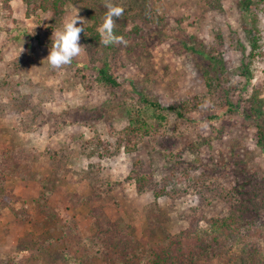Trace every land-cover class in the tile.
<instances>
[{"label":"rangeland","instance_id":"rangeland-1","mask_svg":"<svg viewBox=\"0 0 264 264\" xmlns=\"http://www.w3.org/2000/svg\"><path fill=\"white\" fill-rule=\"evenodd\" d=\"M50 1L0 0V264H154L181 233L194 264H264L261 0ZM106 2L127 46L88 38ZM77 12L85 50L53 70Z\"/></svg>","mask_w":264,"mask_h":264},{"label":"clouds","instance_id":"clouds-1","mask_svg":"<svg viewBox=\"0 0 264 264\" xmlns=\"http://www.w3.org/2000/svg\"><path fill=\"white\" fill-rule=\"evenodd\" d=\"M106 8L103 23L97 31L100 37L99 43L104 46L124 45L128 41L122 36L115 33L117 20L124 14V8L111 2L103 5ZM81 26H77V23ZM84 22L77 14L63 23L60 30L53 32L52 44L47 60L53 70L61 69L72 64L73 60L81 55L85 46L80 44V34L84 32Z\"/></svg>","mask_w":264,"mask_h":264},{"label":"trees","instance_id":"trees-1","mask_svg":"<svg viewBox=\"0 0 264 264\" xmlns=\"http://www.w3.org/2000/svg\"><path fill=\"white\" fill-rule=\"evenodd\" d=\"M25 1L29 2L30 0ZM43 2L40 5L43 10H46L47 5L51 3L54 8H58L57 1L43 0ZM60 4H64L63 1H61ZM92 31L93 32L88 36V38L91 40L94 38L100 39L98 31L96 29H92ZM99 81L108 87L117 85V82L112 74L108 73V71L104 68L99 70ZM141 101L144 105L151 106V103L146 99L142 98ZM151 129V125L143 118L138 116L135 120H133V125H130L127 131H125V146H127L128 150L135 148V143L142 131L148 133ZM191 237L192 236L190 234L181 233L173 239V245L175 248L170 255L165 252L166 247L165 249L157 248L156 250H151L149 255L152 256L155 262L154 264H194L196 261L195 259H203L202 254L204 253V249L199 247L200 241H198V239H191ZM169 246L171 247V242ZM119 254L121 255L118 256H129V259L131 258L130 253L127 250H121Z\"/></svg>","mask_w":264,"mask_h":264},{"label":"built area","instance_id":"built-area-1","mask_svg":"<svg viewBox=\"0 0 264 264\" xmlns=\"http://www.w3.org/2000/svg\"><path fill=\"white\" fill-rule=\"evenodd\" d=\"M261 4H262L263 16H264V0H261Z\"/></svg>","mask_w":264,"mask_h":264}]
</instances>
